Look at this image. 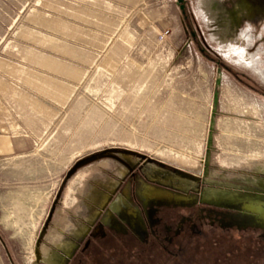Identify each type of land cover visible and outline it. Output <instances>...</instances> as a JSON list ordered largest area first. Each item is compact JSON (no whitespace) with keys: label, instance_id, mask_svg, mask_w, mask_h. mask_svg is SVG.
I'll use <instances>...</instances> for the list:
<instances>
[{"label":"rangeland","instance_id":"374dc122","mask_svg":"<svg viewBox=\"0 0 264 264\" xmlns=\"http://www.w3.org/2000/svg\"><path fill=\"white\" fill-rule=\"evenodd\" d=\"M182 5L0 0V139L20 144L0 154V236L14 264H66L119 212L141 222L132 189L150 225L192 212L159 204H264V0ZM256 234L205 224L170 253L149 237L101 243L99 259L264 264Z\"/></svg>","mask_w":264,"mask_h":264},{"label":"flooded vegetation","instance_id":"af4514ba","mask_svg":"<svg viewBox=\"0 0 264 264\" xmlns=\"http://www.w3.org/2000/svg\"><path fill=\"white\" fill-rule=\"evenodd\" d=\"M130 196L136 212L140 215L141 222L135 221L134 223L128 218L127 214L122 212L115 215L109 222L98 220L67 258L66 264H100V245L106 242L122 244L130 248L134 246L141 248V246L148 243L149 239H152L157 242L156 244L160 247V250L170 253L167 244L171 243L173 238L185 236L188 232L201 235L205 224H208L211 228L217 227L222 232H228L234 230V228L239 231L249 229L258 233L256 235L260 240H264V204L257 202H246L239 205H203V203H198L190 206H180L159 204L152 207L158 214L160 211L177 212L182 209H190L192 212L188 215L181 214L177 222L172 224L168 223L162 216H158L150 225L144 207L135 197L134 189L131 190ZM176 216L178 215L176 214ZM239 217L249 226L239 228L235 221ZM121 239H129L134 245L129 242L125 243Z\"/></svg>","mask_w":264,"mask_h":264},{"label":"crops","instance_id":"0c3cea01","mask_svg":"<svg viewBox=\"0 0 264 264\" xmlns=\"http://www.w3.org/2000/svg\"><path fill=\"white\" fill-rule=\"evenodd\" d=\"M20 144L14 143L12 140H4L0 139V154L2 153H10L18 148Z\"/></svg>","mask_w":264,"mask_h":264},{"label":"trees","instance_id":"16d2710c","mask_svg":"<svg viewBox=\"0 0 264 264\" xmlns=\"http://www.w3.org/2000/svg\"><path fill=\"white\" fill-rule=\"evenodd\" d=\"M0 241H1L2 244L4 245V248H5L6 254H7V256H8V260H9V262H10L11 264H14L13 261H12V258L10 257V254L8 253V250H7V248H6V246H5L4 242H3V240H2V238H1V236H0Z\"/></svg>","mask_w":264,"mask_h":264},{"label":"water","instance_id":"95a60500","mask_svg":"<svg viewBox=\"0 0 264 264\" xmlns=\"http://www.w3.org/2000/svg\"><path fill=\"white\" fill-rule=\"evenodd\" d=\"M178 5H179V8L182 10L183 9V5H182V1L183 0H176Z\"/></svg>","mask_w":264,"mask_h":264}]
</instances>
